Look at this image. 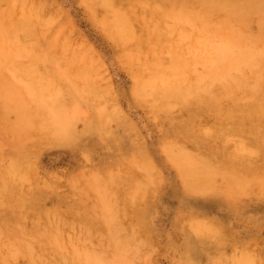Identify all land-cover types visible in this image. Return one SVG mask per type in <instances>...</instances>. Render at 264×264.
Returning a JSON list of instances; mask_svg holds the SVG:
<instances>
[{"label":"bare ground","instance_id":"bare-ground-1","mask_svg":"<svg viewBox=\"0 0 264 264\" xmlns=\"http://www.w3.org/2000/svg\"><path fill=\"white\" fill-rule=\"evenodd\" d=\"M81 2L129 70L123 94L157 136L143 134L97 71L106 61L93 44L64 37L59 8L45 15L38 1L0 0V264H145L156 250L174 264H264V237L194 211L177 212L179 232L165 240L151 227L164 167L180 190L240 215L245 196L264 203V0ZM204 17L218 31L187 75L192 60L163 28L180 22L186 38ZM45 146L78 152L64 183L33 161Z\"/></svg>","mask_w":264,"mask_h":264},{"label":"rangeland","instance_id":"rangeland-1","mask_svg":"<svg viewBox=\"0 0 264 264\" xmlns=\"http://www.w3.org/2000/svg\"><path fill=\"white\" fill-rule=\"evenodd\" d=\"M34 1H38L43 4V9L45 11H43V13L45 15H49V12L52 14L55 11V8H59L58 12L60 10V12L62 11L63 14H65L62 17L63 21L61 22L60 26H62L63 33L66 32L64 36L66 39L70 38V41L73 39L72 43H74L75 41H80L79 39L87 38V42H89V44H93L94 49L96 51L98 50V56L106 61V65L98 67L97 71L99 72L101 70L102 72L100 71L99 73L102 74L104 72L103 74H109L108 76L112 77L110 79L111 81L113 80L112 82H114V85L119 90L120 100L123 103L127 113L133 117L132 118L130 116L132 120L141 127L143 134L148 139H154V137L157 136V133H155L152 129L153 123L149 120L145 109L141 106L135 105L127 95L123 94V89L130 80V73H128L129 70L124 68L117 61L112 41L105 34V30L93 21L81 0ZM122 1L119 0L120 3L117 2V4H128V0ZM60 4L63 7L60 6ZM203 9V6L197 7V10L200 12ZM55 13H57V11ZM66 14H68V16ZM66 16L68 20L67 18L65 19ZM71 28L73 32L70 31ZM163 30L167 36H170L171 38L175 37V42H173V50L181 53L186 59L192 60L188 62V69L186 68L187 75L195 74L190 64L194 61V59H199L201 57L199 54V49L204 47L206 43L209 44L218 31L217 26L212 25L210 18L208 19V17H204L203 20L193 21L188 26V34L185 36L186 38L182 37L183 30L181 28L180 22H175L171 25L169 24V27H164ZM72 36L74 37L72 38ZM75 36H77V38H75ZM208 46L209 45H207V47ZM160 55L166 59L164 63L167 65L169 63V52L162 51L161 49ZM104 70H106L107 73ZM2 74L10 75V72L9 70L5 69L3 70ZM170 76L173 80V86L178 87L179 83L177 82L175 75L170 74ZM234 119L235 117L232 116L230 121H233ZM33 136H35L36 141L43 139L42 133L38 131H36ZM42 149L34 153L36 157L33 156V161L36 162V165L41 171L58 172L60 177H62V182L64 183V174L73 169L80 161L78 152L72 151L62 146H45ZM36 154L38 155V158ZM163 170L166 177V184L157 193V197L155 198L154 204L152 206L153 216L151 227L153 233L158 238L165 240V238L176 235L179 232V229L176 227L175 219L177 212H180L181 210H188L191 212L194 211L195 213L199 214L200 218L204 217L214 221L215 223H222L225 227H227L229 232L233 231V234L240 237L255 236L259 240L264 237V203H261L258 199H251L249 196H245V198L241 199L243 214L240 215L231 210L226 204L219 202L216 199L200 197L194 198L185 191L180 190L179 187H177L176 182L171 178L173 175L171 169L164 167ZM29 210L32 214L36 212L34 208H30ZM5 214V207L0 205V218H3ZM33 218L35 219L36 216H31V219L28 220L29 226H31ZM41 221H44V219L42 218ZM226 249L230 251V247H226ZM145 264L174 263L169 253L165 252L164 250H156L152 257L146 260Z\"/></svg>","mask_w":264,"mask_h":264}]
</instances>
